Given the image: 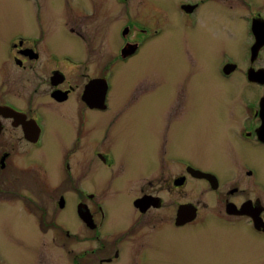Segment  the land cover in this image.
I'll use <instances>...</instances> for the list:
<instances>
[{"label": "flooded vegetation", "instance_id": "1", "mask_svg": "<svg viewBox=\"0 0 264 264\" xmlns=\"http://www.w3.org/2000/svg\"><path fill=\"white\" fill-rule=\"evenodd\" d=\"M2 1L0 204L27 212L73 264H254L264 247V0ZM176 30L190 69H158L152 84L130 71L148 47L163 63ZM212 83L221 102L196 103L195 86ZM170 84L157 106L171 121L165 135L172 126L179 142H224L219 167L169 149L127 164L123 117L146 123L147 88ZM31 174L50 192L38 194ZM56 202L76 208L74 228L57 220Z\"/></svg>", "mask_w": 264, "mask_h": 264}, {"label": "rangeland", "instance_id": "2", "mask_svg": "<svg viewBox=\"0 0 264 264\" xmlns=\"http://www.w3.org/2000/svg\"><path fill=\"white\" fill-rule=\"evenodd\" d=\"M164 4L169 7L171 5L170 0H164ZM0 6L4 7L6 6V3L0 0ZM170 11L173 12V9H170ZM6 16V12H0V24L4 22ZM183 34V30H176L174 33L169 31V34L164 36L165 39L169 38V41L165 42V44H168V48L166 56H164L163 63L157 57L155 47H148V49L146 48V50L144 52L142 51L140 54V56H142V60L131 63L130 71H137L140 73L146 71V76L148 75V79L150 77L155 78L156 74H152V72L158 69H161L164 73L166 71H175L178 73L179 71H187L190 69L187 58L179 59L175 53L176 49L180 54L185 53L184 49L182 48L183 46L181 41ZM173 48L174 56L172 52ZM213 68L214 66L212 65L211 70H213ZM195 69H197V66ZM166 77L168 80L171 79L169 78V75H166ZM148 83L152 84V81L148 79ZM155 86H157V84H155L154 87ZM152 87V85H149L147 88L149 93L147 103L152 105L148 108V121L146 123L139 124L130 122L127 116L123 117V136L125 138L127 148L130 151L127 164L139 165L145 163L149 165L150 163L154 162L157 152L166 150L168 152L169 149L170 153L182 155L186 158L194 160L195 162H204L202 159L203 157H206L207 162L209 161L212 166L219 167L224 161V158H222L221 155L223 156L224 154L225 157L224 142H220V144L216 147H209L208 142L206 144L204 141H185V139H183L182 142H179L178 139L180 137L174 134L172 131V126L170 127V133L165 135L164 128L167 124H170L171 121L164 123V115L160 120V115L158 116L157 109H165L166 103L169 100L167 97L172 91L171 87H173V84H170L168 87L159 90H152ZM210 87L215 88L213 83L211 85H204L201 88L195 86L196 89H194V92L196 96V103L207 104L221 102L220 91L209 92ZM245 95L246 94H243V97ZM232 98H235V103L244 102L243 99H241L238 95L228 93L227 102H230ZM184 102V105L179 104V109H182V107L186 109L188 104L191 103L189 98L185 99ZM195 118H199V116L192 117V120ZM206 118L209 117L207 116ZM58 127L59 125H57V128ZM164 136L167 137L168 143L167 145L161 147V140L164 139ZM48 144L52 150L59 145V143L57 144L55 142L51 145L50 143ZM207 145L209 147L208 149L206 148ZM45 157L46 156L38 158H40L41 162H44L47 161L44 160ZM56 158L57 156H55L54 153L50 155V160H54ZM259 166L261 169V177L264 179V163ZM26 181L30 184H38L35 188L38 194L44 195L50 192V190H48L43 185L44 178L40 177L39 175L34 176V174H31L28 176ZM92 188L95 189V186H92ZM94 189H90V191L95 193ZM57 202L55 204H57ZM55 213L57 214V220H59V218H61L63 215L65 217V221H62L61 218L60 224L63 223L67 226L71 225L74 228L75 225L79 223L76 208H74V206H69L66 210L61 211L59 210L57 204V211H55ZM18 214L23 216L18 217ZM196 224L198 226L199 223ZM37 230L38 229L34 219L28 215L27 212L16 213L11 208V204H0V264H73L71 257L66 256L63 253L61 246L56 245L54 242L51 244L49 242V237H45L44 234L40 235ZM53 235L54 234L51 233V236ZM83 247L85 248L86 245ZM83 247L80 246V249H83ZM260 248L264 249L262 245H260L258 249L256 248V259L254 264H264V252ZM157 261L159 264H162L160 259ZM201 262L203 263L204 261L201 260ZM171 264H175V262H171ZM191 264H194V262H191Z\"/></svg>", "mask_w": 264, "mask_h": 264}, {"label": "water", "instance_id": "3", "mask_svg": "<svg viewBox=\"0 0 264 264\" xmlns=\"http://www.w3.org/2000/svg\"><path fill=\"white\" fill-rule=\"evenodd\" d=\"M97 86H104V85L102 84L101 81L95 80V87H97ZM61 203H62L61 205H63V202H61ZM80 213H81V216L84 217L85 220H87L85 212H80Z\"/></svg>", "mask_w": 264, "mask_h": 264}]
</instances>
